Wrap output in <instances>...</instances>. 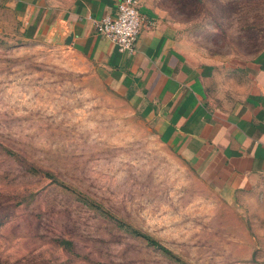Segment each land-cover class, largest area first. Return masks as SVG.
Instances as JSON below:
<instances>
[{"label":"rangeland","instance_id":"rangeland-1","mask_svg":"<svg viewBox=\"0 0 264 264\" xmlns=\"http://www.w3.org/2000/svg\"><path fill=\"white\" fill-rule=\"evenodd\" d=\"M141 1L198 62L264 56V0ZM67 43L0 2V264H264V184L226 199Z\"/></svg>","mask_w":264,"mask_h":264},{"label":"crops","instance_id":"crops-1","mask_svg":"<svg viewBox=\"0 0 264 264\" xmlns=\"http://www.w3.org/2000/svg\"><path fill=\"white\" fill-rule=\"evenodd\" d=\"M139 1L151 20L123 54L94 22L119 0H0L32 34L52 33L102 70L158 143L199 170L226 199L264 184V56L198 62L176 29ZM237 62V63H236Z\"/></svg>","mask_w":264,"mask_h":264},{"label":"built area","instance_id":"built-area-1","mask_svg":"<svg viewBox=\"0 0 264 264\" xmlns=\"http://www.w3.org/2000/svg\"><path fill=\"white\" fill-rule=\"evenodd\" d=\"M138 3V0H119L113 17L106 16L94 22L96 33L110 40L123 54L135 51L141 29L151 24V20L140 13Z\"/></svg>","mask_w":264,"mask_h":264},{"label":"trees","instance_id":"trees-1","mask_svg":"<svg viewBox=\"0 0 264 264\" xmlns=\"http://www.w3.org/2000/svg\"><path fill=\"white\" fill-rule=\"evenodd\" d=\"M142 236H143V238L145 239V240H147L150 244H152V245H155V246H158V244H157V242L156 241H154L151 237H149V236H147V235H143V234H141ZM141 236V237H142ZM162 249V248H161ZM163 251H165V252H168V250H166V249H164L163 248Z\"/></svg>","mask_w":264,"mask_h":264}]
</instances>
